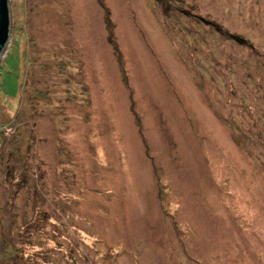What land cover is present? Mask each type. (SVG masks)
<instances>
[{
  "label": "rangeland",
  "instance_id": "1",
  "mask_svg": "<svg viewBox=\"0 0 264 264\" xmlns=\"http://www.w3.org/2000/svg\"><path fill=\"white\" fill-rule=\"evenodd\" d=\"M0 264H264V0H9Z\"/></svg>",
  "mask_w": 264,
  "mask_h": 264
},
{
  "label": "water",
  "instance_id": "2",
  "mask_svg": "<svg viewBox=\"0 0 264 264\" xmlns=\"http://www.w3.org/2000/svg\"><path fill=\"white\" fill-rule=\"evenodd\" d=\"M11 31V14L9 0H0V60L9 44Z\"/></svg>",
  "mask_w": 264,
  "mask_h": 264
}]
</instances>
